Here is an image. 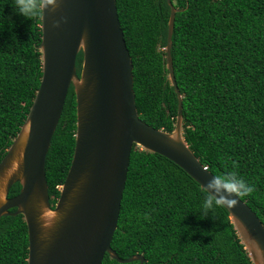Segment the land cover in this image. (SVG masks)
I'll use <instances>...</instances> for the list:
<instances>
[{"label":"trees","instance_id":"trees-1","mask_svg":"<svg viewBox=\"0 0 264 264\" xmlns=\"http://www.w3.org/2000/svg\"><path fill=\"white\" fill-rule=\"evenodd\" d=\"M41 2L24 16L16 0H0V160L23 124L40 85ZM177 11L171 58L182 96L183 135L213 174L235 170L254 191L239 196L264 224V0H171ZM133 63L139 117L172 131L178 97L166 68L167 0H116ZM82 52L76 57L80 73ZM76 100L70 86L45 159L52 206L75 146ZM20 184L14 183L8 196ZM172 160L133 145L111 247L143 264H252L223 204ZM11 208L9 211H14ZM21 214L0 217V264H27ZM101 264L118 262L105 253Z\"/></svg>","mask_w":264,"mask_h":264},{"label":"water","instance_id":"water-1","mask_svg":"<svg viewBox=\"0 0 264 264\" xmlns=\"http://www.w3.org/2000/svg\"><path fill=\"white\" fill-rule=\"evenodd\" d=\"M167 3V77L178 97L172 131L155 128L139 117L133 63L116 0H52L51 4L42 0L40 85L0 160V217L23 216L28 233L27 264H101L105 253L121 263L145 262L141 254L120 258L111 247L134 144L172 160L203 189L213 178L183 135L182 96L170 53L177 8L171 0ZM70 86L76 100L75 146L52 206L45 159ZM16 182L19 192L8 196ZM230 198L236 202L221 204L252 264H264V224L239 196ZM11 208L15 210L9 211Z\"/></svg>","mask_w":264,"mask_h":264},{"label":"clouds","instance_id":"clouds-1","mask_svg":"<svg viewBox=\"0 0 264 264\" xmlns=\"http://www.w3.org/2000/svg\"><path fill=\"white\" fill-rule=\"evenodd\" d=\"M49 3L51 4L52 0H49ZM16 6L20 13L26 17L35 15L40 7L37 0H16ZM55 6L52 4V7ZM54 26H58V22ZM204 189L208 195L202 201V210L206 213L222 202L235 203L236 199L230 198L233 195L242 197L251 194L254 191V185L248 183L233 169L213 175V178L204 185Z\"/></svg>","mask_w":264,"mask_h":264},{"label":"built area","instance_id":"built-area-1","mask_svg":"<svg viewBox=\"0 0 264 264\" xmlns=\"http://www.w3.org/2000/svg\"><path fill=\"white\" fill-rule=\"evenodd\" d=\"M206 168V167H205ZM58 188H60V185H58Z\"/></svg>","mask_w":264,"mask_h":264}]
</instances>
